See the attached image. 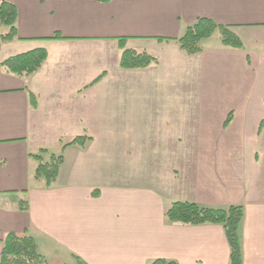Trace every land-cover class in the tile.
I'll use <instances>...</instances> for the list:
<instances>
[{
    "label": "crops",
    "instance_id": "crops-1",
    "mask_svg": "<svg viewBox=\"0 0 264 264\" xmlns=\"http://www.w3.org/2000/svg\"><path fill=\"white\" fill-rule=\"evenodd\" d=\"M0 2L16 9L13 39L0 24V254L12 233L51 264H228L221 225L164 219L189 202L241 206V264H264V0ZM198 19L243 48L217 38L186 55L175 40ZM119 39L157 63L120 69ZM36 49L46 59L30 75L2 65ZM84 134L85 148H63ZM42 150L64 158L50 187L34 179Z\"/></svg>",
    "mask_w": 264,
    "mask_h": 264
},
{
    "label": "trees",
    "instance_id": "trees-1",
    "mask_svg": "<svg viewBox=\"0 0 264 264\" xmlns=\"http://www.w3.org/2000/svg\"><path fill=\"white\" fill-rule=\"evenodd\" d=\"M16 9L7 2H0V24L8 28L6 34L1 36L4 41L13 39L15 30ZM214 33H218L220 45L233 49H242L240 39L232 33L228 27L216 24L207 19H198L194 24L185 29L183 34L175 40L179 49L186 55H196L202 51L201 42ZM118 47L121 50L118 67L124 70L144 69L157 60L146 52H135L125 48V40H118ZM46 52L43 49H36L26 53L18 54L3 61L4 68L15 75H30L36 72L44 60ZM103 74L95 78L88 87L101 81ZM30 105L36 106V96L28 92ZM232 118L229 113L223 123L227 126ZM92 140L86 134L74 137L65 143L63 148L70 146L85 148L86 144ZM45 150L40 154L32 155L37 161L34 179L41 181L45 187H50L57 179L59 169L63 164V155L51 154L44 157ZM45 159V160H44ZM95 195V192H93ZM19 209L26 210V202H19ZM243 217L241 206H229L224 209L200 207L189 202H173L164 212V219L168 223L183 225L218 224L223 228V232L229 247L228 264H241L242 254L239 236V227ZM2 251L0 254V264H51L39 251L37 243L31 235H16L9 233L2 240ZM77 264H86L80 258L74 257ZM150 264H176L168 260H155Z\"/></svg>",
    "mask_w": 264,
    "mask_h": 264
},
{
    "label": "rangeland",
    "instance_id": "rangeland-1",
    "mask_svg": "<svg viewBox=\"0 0 264 264\" xmlns=\"http://www.w3.org/2000/svg\"><path fill=\"white\" fill-rule=\"evenodd\" d=\"M219 39V36H218V33H214L212 36H211V38H207L206 40H204V41H202L201 42V46H206V45H209V44H211L212 42H214V40H216V39ZM249 49H251V46H249ZM189 95V94H188ZM187 99H189V98H187ZM219 113V112H218ZM195 119H197V118H194V116H193V113L191 112V111H188V117H187V120H188V122H191V121H194ZM193 126H194V124H191V125H189L188 124V126H187V134H188V136L190 137L193 133H194V131H196V129L197 128H193ZM145 128L144 127H136L135 128V131L136 132H142L143 130H144ZM131 133H132V131H130ZM134 135H136V136H138V138H140V137H143V134H134ZM188 146H189V144H187ZM130 176H132V175H130Z\"/></svg>",
    "mask_w": 264,
    "mask_h": 264
}]
</instances>
